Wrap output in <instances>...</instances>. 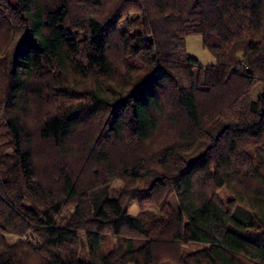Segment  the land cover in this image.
<instances>
[{
  "label": "trees",
  "instance_id": "trees-1",
  "mask_svg": "<svg viewBox=\"0 0 264 264\" xmlns=\"http://www.w3.org/2000/svg\"><path fill=\"white\" fill-rule=\"evenodd\" d=\"M258 83L264 0H0V264H264Z\"/></svg>",
  "mask_w": 264,
  "mask_h": 264
},
{
  "label": "rangeland",
  "instance_id": "rangeland-1",
  "mask_svg": "<svg viewBox=\"0 0 264 264\" xmlns=\"http://www.w3.org/2000/svg\"><path fill=\"white\" fill-rule=\"evenodd\" d=\"M122 24L124 26V24H125L124 21L122 22ZM185 46H186L187 53L191 56L198 58L203 65H209V64H212L214 62V58H213L212 54L209 52L208 49H206L204 47L203 39L200 35H189V36H187ZM263 91H264V88H263L262 84H260V83L256 84L252 90V93H251L252 99L256 100L259 97V95L263 93ZM113 185L115 188H120L122 186V183L117 181ZM217 195L220 198V200L226 206H229L231 197H230L229 192L225 188L220 189L217 192ZM109 203L112 205H116L115 195L110 196ZM56 209L59 210V207H56ZM138 211H139L138 203L132 202L130 207H129V212L131 214L135 215V214H137ZM41 222L44 224H49L52 222V219L50 218V216L48 214H45L43 216ZM185 236L190 239V242H189V244L186 245L185 250L196 249L197 247L201 246L200 243L196 239H193L194 235L192 234L189 225L186 226ZM25 239H26L25 237L22 238V240H25ZM114 242H115L114 239L113 240L111 239L109 241L110 244H112Z\"/></svg>",
  "mask_w": 264,
  "mask_h": 264
},
{
  "label": "water",
  "instance_id": "water-1",
  "mask_svg": "<svg viewBox=\"0 0 264 264\" xmlns=\"http://www.w3.org/2000/svg\"><path fill=\"white\" fill-rule=\"evenodd\" d=\"M149 39L152 41V38L151 37H149Z\"/></svg>",
  "mask_w": 264,
  "mask_h": 264
}]
</instances>
